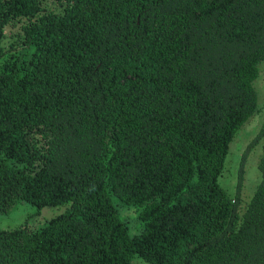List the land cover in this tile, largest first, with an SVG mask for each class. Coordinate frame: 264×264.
Here are the masks:
<instances>
[{
  "label": "trees",
  "instance_id": "1",
  "mask_svg": "<svg viewBox=\"0 0 264 264\" xmlns=\"http://www.w3.org/2000/svg\"><path fill=\"white\" fill-rule=\"evenodd\" d=\"M0 41V215L65 208L0 227V264H264V124L221 184L261 111L264 0H0Z\"/></svg>",
  "mask_w": 264,
  "mask_h": 264
},
{
  "label": "rangeland",
  "instance_id": "2",
  "mask_svg": "<svg viewBox=\"0 0 264 264\" xmlns=\"http://www.w3.org/2000/svg\"><path fill=\"white\" fill-rule=\"evenodd\" d=\"M22 26V24H20ZM13 40L23 38L21 28L12 30ZM0 47H3V43L0 41ZM260 73L261 77L255 82L260 95V113L252 117L247 124L239 131L236 138L230 146V153L227 158L226 170L221 178V184L223 188L228 190L230 193H233L235 190V179H237V171L239 169V164L241 162L243 153L245 152L249 143L258 135L261 131V128L264 124V62L260 64ZM263 143L248 155V160L246 163V179H245V191L244 196L246 201L242 205L244 210L247 207V204L253 198L259 184L261 183V172L259 169V164L263 156ZM235 178V179H234ZM121 216L123 219L127 220L130 226V231L133 234H139L141 231L140 221L138 219V211L135 207H119ZM65 211V208L62 209H52L45 208L42 211H38L35 207L24 206L21 203H18L15 208L12 209L10 214L0 215V227L13 229L24 225L30 216H36L41 220H50L52 217L57 216ZM124 212V214H122ZM126 213H130L129 216H126ZM133 264H148L146 261L139 257H135Z\"/></svg>",
  "mask_w": 264,
  "mask_h": 264
}]
</instances>
